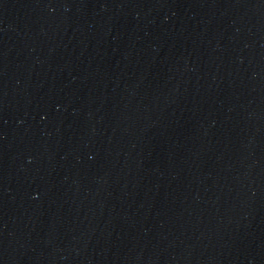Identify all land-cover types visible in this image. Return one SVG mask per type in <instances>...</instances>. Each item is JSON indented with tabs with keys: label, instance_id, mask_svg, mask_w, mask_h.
<instances>
[{
	"label": "water",
	"instance_id": "95a60500",
	"mask_svg": "<svg viewBox=\"0 0 264 264\" xmlns=\"http://www.w3.org/2000/svg\"><path fill=\"white\" fill-rule=\"evenodd\" d=\"M66 0H0V264H16L38 173Z\"/></svg>",
	"mask_w": 264,
	"mask_h": 264
}]
</instances>
